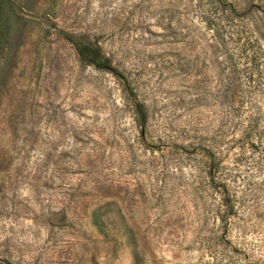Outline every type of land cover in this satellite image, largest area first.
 <instances>
[{"label":"rangeland","instance_id":"374dc122","mask_svg":"<svg viewBox=\"0 0 264 264\" xmlns=\"http://www.w3.org/2000/svg\"><path fill=\"white\" fill-rule=\"evenodd\" d=\"M0 264H264V0H0Z\"/></svg>","mask_w":264,"mask_h":264},{"label":"trees","instance_id":"16d2710c","mask_svg":"<svg viewBox=\"0 0 264 264\" xmlns=\"http://www.w3.org/2000/svg\"><path fill=\"white\" fill-rule=\"evenodd\" d=\"M65 38L75 45L78 54L83 60L93 63L99 68L111 69L113 67L111 60L103 54L99 46L86 42V39L84 38L73 37L70 35H66ZM140 110L142 113V119H144L145 113H143V107L140 106Z\"/></svg>","mask_w":264,"mask_h":264}]
</instances>
